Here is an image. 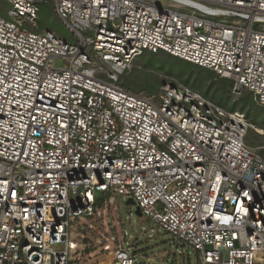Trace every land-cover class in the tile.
I'll use <instances>...</instances> for the list:
<instances>
[{
    "label": "built area",
    "instance_id": "built-area-1",
    "mask_svg": "<svg viewBox=\"0 0 264 264\" xmlns=\"http://www.w3.org/2000/svg\"><path fill=\"white\" fill-rule=\"evenodd\" d=\"M5 1L0 264H87L76 223L105 194L131 198L200 264H264V158L245 141L249 118L187 86L154 96L119 82L161 50L264 107V0H53L77 43L37 30L47 0ZM92 264L135 258L121 243Z\"/></svg>",
    "mask_w": 264,
    "mask_h": 264
},
{
    "label": "rangeland",
    "instance_id": "rangeland-1",
    "mask_svg": "<svg viewBox=\"0 0 264 264\" xmlns=\"http://www.w3.org/2000/svg\"><path fill=\"white\" fill-rule=\"evenodd\" d=\"M8 6L5 0H0V14H6ZM39 6L37 30L50 29L69 42H78L77 35L56 15L53 0ZM169 55L161 50L143 52L120 77V84L131 91L154 96L164 84L183 85L198 91L225 110L243 112L251 124L245 141L264 158V125L261 124L264 107L258 106L247 90L234 93L232 80L208 68L199 66L198 71L190 67L181 75L175 57ZM56 63L60 64V59ZM100 195L96 193L97 197ZM126 199L120 194H105L98 200L95 214L76 223L78 231L74 235L79 240L76 249L83 251L82 258L88 261L87 264L99 263L105 253L113 251L121 243L131 247L135 264H200L198 251L176 241L149 218L138 216L135 204H126ZM86 244L90 247H85Z\"/></svg>",
    "mask_w": 264,
    "mask_h": 264
},
{
    "label": "trees",
    "instance_id": "trees-1",
    "mask_svg": "<svg viewBox=\"0 0 264 264\" xmlns=\"http://www.w3.org/2000/svg\"><path fill=\"white\" fill-rule=\"evenodd\" d=\"M157 51H160V50H157ZM169 55V54H168ZM171 56V55H169ZM172 57V56H171ZM174 61L177 63V66H178V71L181 73V75L184 74V72H188L189 68L192 67V68H195V70H200L199 66L197 65H194V64H191L185 60H182V59H179L178 57H175L174 58ZM192 74V73H191ZM188 76H191L190 74H188ZM123 86V85H122ZM130 90V89H129ZM131 91V90H130ZM134 92V91H132ZM204 96V95H203ZM261 124L264 125V117H262L261 119Z\"/></svg>",
    "mask_w": 264,
    "mask_h": 264
},
{
    "label": "water",
    "instance_id": "water-1",
    "mask_svg": "<svg viewBox=\"0 0 264 264\" xmlns=\"http://www.w3.org/2000/svg\"><path fill=\"white\" fill-rule=\"evenodd\" d=\"M126 204H134V201L131 199V198H127L126 199ZM135 213L138 215V216H141V211L139 209V207L135 206Z\"/></svg>",
    "mask_w": 264,
    "mask_h": 264
}]
</instances>
